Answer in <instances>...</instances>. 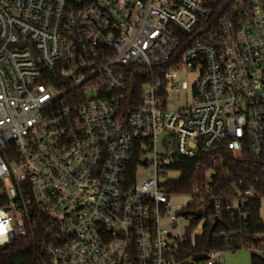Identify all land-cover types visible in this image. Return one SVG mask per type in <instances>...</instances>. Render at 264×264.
<instances>
[{"label":"built area","instance_id":"built-area-1","mask_svg":"<svg viewBox=\"0 0 264 264\" xmlns=\"http://www.w3.org/2000/svg\"><path fill=\"white\" fill-rule=\"evenodd\" d=\"M181 69L192 102L168 109L169 91L189 93ZM130 73L146 82L123 113ZM207 152L264 162V0H0V249L31 236L36 264H180L193 220L191 237L256 195L214 196L209 165L170 194L174 164Z\"/></svg>","mask_w":264,"mask_h":264},{"label":"trees","instance_id":"trees-1","mask_svg":"<svg viewBox=\"0 0 264 264\" xmlns=\"http://www.w3.org/2000/svg\"><path fill=\"white\" fill-rule=\"evenodd\" d=\"M194 34L195 32L190 33L189 37ZM183 37L172 59L156 66L157 69L166 70L178 62L187 45V36ZM145 82V76L129 74L127 86L119 93L118 99V106L123 113L135 109L141 103L140 92ZM212 155L213 152H207L200 158L181 159L176 165L174 164V169L179 171V176L165 185L168 192L173 195L188 194L195 184H204L206 179L204 165H209L213 173L210 175L208 185L214 196L223 194L230 197L235 194V189L240 187V183L245 186L252 185L256 195L245 202V217L222 212L214 221L202 228L201 234L191 237V232L197 224V221L193 220L175 252V259L180 264H200L192 261L193 256L212 250L224 252L262 244L264 252V221L260 216L261 201L264 199V162L247 156L236 160L224 152L221 153L223 162L218 158L211 162ZM198 164L203 165L197 169ZM201 207L200 199L196 198L189 204L188 212L193 213ZM255 233L261 236L254 238ZM33 240L31 236L18 238L0 249V264H36L37 249ZM250 264H264V256L252 252Z\"/></svg>","mask_w":264,"mask_h":264},{"label":"rangeland","instance_id":"rangeland-1","mask_svg":"<svg viewBox=\"0 0 264 264\" xmlns=\"http://www.w3.org/2000/svg\"><path fill=\"white\" fill-rule=\"evenodd\" d=\"M179 82L185 81L189 87V93H185V91L176 92L171 90L168 92V95L165 100V106L168 109H175L179 106L186 104L187 102H192L191 98V86L196 80V73L189 72L185 73L182 69L176 73ZM158 149H161V145L158 142ZM142 176V174L140 175ZM184 199H175V203H182ZM260 216L264 221V199L261 201V209H260ZM186 224V221H181L179 224V228L177 232L183 234V225ZM197 232L200 229L196 230ZM252 250L249 248H242L239 250H226L223 252V263L222 264H250V257L252 254Z\"/></svg>","mask_w":264,"mask_h":264},{"label":"water","instance_id":"water-1","mask_svg":"<svg viewBox=\"0 0 264 264\" xmlns=\"http://www.w3.org/2000/svg\"><path fill=\"white\" fill-rule=\"evenodd\" d=\"M29 47L31 48V45H29ZM193 216H194V219H199L202 215V211L201 210H198V211H195L192 213ZM206 258L205 254H198V255H195L193 256L192 258V261L193 262H199V261H202Z\"/></svg>","mask_w":264,"mask_h":264}]
</instances>
